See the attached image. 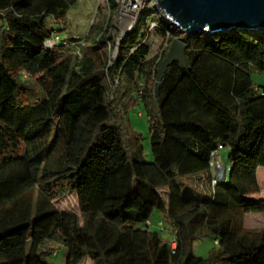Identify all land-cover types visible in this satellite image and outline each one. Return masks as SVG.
<instances>
[{
	"label": "trees",
	"instance_id": "1",
	"mask_svg": "<svg viewBox=\"0 0 264 264\" xmlns=\"http://www.w3.org/2000/svg\"><path fill=\"white\" fill-rule=\"evenodd\" d=\"M76 2L0 0V264H45L46 244L66 249L64 264H264V227L247 226L264 216V87L251 80L252 70L264 75V32L179 34L153 13L158 50L150 53L143 25L121 37L109 65L101 24L44 46L56 32L47 19L62 22ZM174 38L187 65L167 69L156 97ZM66 41L84 42L79 56ZM136 106L151 162L127 126ZM217 145L229 170L212 185ZM126 167L132 184L113 203ZM70 195L76 211L61 206ZM154 212L172 227L174 248L148 229ZM206 234L216 246L196 259L193 243Z\"/></svg>",
	"mask_w": 264,
	"mask_h": 264
},
{
	"label": "rangeland",
	"instance_id": "2",
	"mask_svg": "<svg viewBox=\"0 0 264 264\" xmlns=\"http://www.w3.org/2000/svg\"><path fill=\"white\" fill-rule=\"evenodd\" d=\"M156 0H114L111 5L109 0H77L76 4L67 12L65 20L62 22H54L52 19H47L46 26L49 30L56 31V34L63 40L68 37L85 39L89 34L91 26L101 24L103 28H106L108 35L111 38L110 46L107 45V53L111 58H114L117 52L118 44L127 32L138 28L142 29L143 25L151 23L153 13L155 17L159 19H165L163 12L155 11ZM147 15L140 24V18L143 15ZM166 20V19H165ZM62 24V25H61ZM87 42L90 40L87 39ZM83 42V41H82ZM84 43V42H83ZM80 42H64L62 45L65 48H70L74 53L80 51ZM146 44L148 45L151 54H154L159 46L162 44L159 37L153 32L149 35ZM251 80L254 86L264 87V75L252 70ZM111 82V81H110ZM112 83V89L116 90L117 84L114 86ZM127 126L132 133H137L141 136L140 145L143 149V157L147 162H151V152L148 139V125L147 118L140 106L132 108L127 115ZM228 150L224 149L219 152L218 159L221 166L226 171L229 168ZM123 169V168H122ZM117 170V190L115 193L108 194V198L116 203L118 198L124 193L126 187L132 184L131 178L127 179V167L126 170ZM122 171L121 175L120 172ZM227 173V172H226ZM258 184L260 186V194L264 196V168H260L258 171ZM119 175V176H118ZM125 177H122V176ZM111 193V192H110ZM75 195H70L68 198L61 202L63 208L75 209ZM158 223L160 225H158ZM247 226L253 228L264 227V216L255 215L250 216L247 219ZM137 228H144V226H136ZM150 231L161 233L162 236L173 242L172 227L162 219L158 212H154L150 219V225L148 226ZM214 238L209 234L202 236L194 241L192 246V253L196 259H204L208 252L215 247ZM45 248L52 251V255L47 256L44 259L45 264H64L66 249L63 246H56L54 244H46ZM82 264H91L89 260L85 259Z\"/></svg>",
	"mask_w": 264,
	"mask_h": 264
},
{
	"label": "water",
	"instance_id": "3",
	"mask_svg": "<svg viewBox=\"0 0 264 264\" xmlns=\"http://www.w3.org/2000/svg\"><path fill=\"white\" fill-rule=\"evenodd\" d=\"M155 7L157 14L163 12L164 20L179 34L211 35L235 30L264 32V0H156ZM185 47L181 38L170 42L156 71V97L160 82L171 65L186 68ZM223 171L225 173L226 169Z\"/></svg>",
	"mask_w": 264,
	"mask_h": 264
},
{
	"label": "built area",
	"instance_id": "4",
	"mask_svg": "<svg viewBox=\"0 0 264 264\" xmlns=\"http://www.w3.org/2000/svg\"><path fill=\"white\" fill-rule=\"evenodd\" d=\"M155 26H156L155 23L153 21H151V23L149 24V28H148V37H147V39L149 38V35L152 33V30L155 28ZM60 42H61V38L56 34V32H53L51 34V36L44 42V46L49 49V48L58 46L60 44ZM62 43H64V42H62ZM79 45H80V47L83 46V42L81 41ZM167 45H168L167 44V40H164V43L162 45V50L164 48H166ZM108 46H110V43L108 44ZM79 52L80 51H78L76 53L78 56L80 54ZM159 54H160V52H159ZM109 57H110V61H109L108 64L111 65L112 62H113V60L115 59L116 55L114 56V58H111V56L109 54ZM107 80L110 83V86L111 87H112V83H114V86H115L117 84V82H118V78L115 77V76L113 78H110V79L108 78ZM222 149H223V147L221 145H217L216 150L214 152H212L211 153V156H210V159H211L210 160V172H211V176H212V180H211V184L212 185H214V184H216V183L219 182V178L215 176V174L217 173V171H221V172L223 171V167L219 166L217 164V162H216V158L218 156V153ZM147 225L149 226L150 223L147 222ZM170 245H171L172 248H174L175 247L174 241L172 243H170Z\"/></svg>",
	"mask_w": 264,
	"mask_h": 264
},
{
	"label": "crops",
	"instance_id": "5",
	"mask_svg": "<svg viewBox=\"0 0 264 264\" xmlns=\"http://www.w3.org/2000/svg\"><path fill=\"white\" fill-rule=\"evenodd\" d=\"M218 157V156H217ZM216 162H217V164L219 165V166H221L220 165V163H219V161H218V159L216 160ZM221 167H223V166H221ZM224 168V167H223ZM260 169V168H259ZM258 169V170H259ZM257 170V171H258ZM227 172V171H226ZM226 172L224 173V171H217V173L215 174V176L216 177H218L219 178V182H222V181H224L225 180V178H226ZM257 179H258V173H257ZM215 243V242H214ZM88 260V259H87ZM90 261V260H89ZM90 263L92 264V262L90 261Z\"/></svg>",
	"mask_w": 264,
	"mask_h": 264
}]
</instances>
